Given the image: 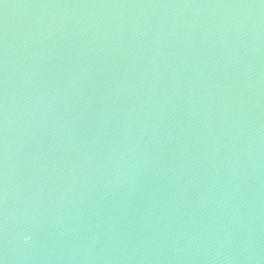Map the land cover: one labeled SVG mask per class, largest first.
<instances>
[{
    "label": "water",
    "instance_id": "95a60500",
    "mask_svg": "<svg viewBox=\"0 0 264 264\" xmlns=\"http://www.w3.org/2000/svg\"><path fill=\"white\" fill-rule=\"evenodd\" d=\"M0 264H264V0H0Z\"/></svg>",
    "mask_w": 264,
    "mask_h": 264
}]
</instances>
